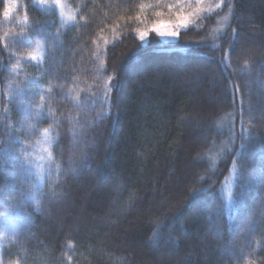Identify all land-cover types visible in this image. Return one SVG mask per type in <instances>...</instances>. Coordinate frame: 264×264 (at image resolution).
<instances>
[{"label": "trees", "instance_id": "obj_1", "mask_svg": "<svg viewBox=\"0 0 264 264\" xmlns=\"http://www.w3.org/2000/svg\"><path fill=\"white\" fill-rule=\"evenodd\" d=\"M21 4L6 23L0 0V264H264V0L225 23L203 0L174 42L152 27L196 0H67L70 26Z\"/></svg>", "mask_w": 264, "mask_h": 264}, {"label": "rangeland", "instance_id": "obj_2", "mask_svg": "<svg viewBox=\"0 0 264 264\" xmlns=\"http://www.w3.org/2000/svg\"><path fill=\"white\" fill-rule=\"evenodd\" d=\"M39 9L44 11H55L60 23L64 26H70L75 21H77L76 13L67 6V0H60V5H54L51 3V0H46L45 3H40V0H31ZM203 1V0H201ZM208 7V13L213 10H222L224 7H226V12H223L222 17H220V22L225 23L228 18L229 14V7H228V0H205ZM211 3V5L209 4ZM12 5V10L9 14V16L5 18L6 23H13L15 21H19L18 16L21 13V0H5V7L6 5ZM219 5V7H217ZM188 19V18H187ZM188 21L186 20L185 23H181L180 21L175 22V29L172 28L170 23H159L155 24L152 27V31L155 32V34L164 42H174L177 39L176 36H169L166 33L169 31H177L183 30L188 26ZM159 29V31H157ZM161 32L165 33L164 35H161ZM142 32L138 33V37H140V34ZM140 39V38H139ZM147 36L145 35V39L142 41L143 43H146ZM211 102L210 98H208V102ZM224 122H226L225 130L228 132L229 140H234V129L233 125H231V120L227 119ZM45 130L40 133L41 137L37 141L36 145L34 146L32 157L26 161H24V164L22 166L24 173L27 175L29 180L36 185L38 188H41L43 184L46 182L48 178H53L58 173V165L55 161L54 155H53V149L57 144V139L53 135V133L48 130V137L49 143H45V136H44ZM44 149H48V151H44ZM49 153L51 154V159L49 158ZM229 182L227 183L225 190L226 194L229 195ZM9 218V214L6 210H0V253H1V247H2V240L6 233L7 228V220Z\"/></svg>", "mask_w": 264, "mask_h": 264}, {"label": "snow or ice", "instance_id": "obj_3", "mask_svg": "<svg viewBox=\"0 0 264 264\" xmlns=\"http://www.w3.org/2000/svg\"><path fill=\"white\" fill-rule=\"evenodd\" d=\"M45 2H46V0H40V3H45ZM157 2H160V0H157ZM222 2H223V0H222ZM51 3L54 4V5L59 6L60 5V0H51ZM180 3H183V0H177V4H168L167 7L169 8L170 11H172L173 9H177L178 4H180ZM196 3H197V7L194 8V9H192V11L187 12L186 15H185V10L183 8H179L178 11H175L174 12V14L177 15V17H178V19H179V21L181 23H185L186 20H187V17H190L192 15H195V14H197L200 11L203 10V9H201L199 7V5L201 3V0H196ZM217 7H219V5H217ZM228 7H229V12L231 13L232 12L231 0H228ZM11 10H12V5L11 4L6 5V7H5L4 11H3V16L7 18L9 16ZM157 31H159V29H157ZM164 34L165 33L161 32V35H164ZM166 34L169 35V36H176L177 35V33L175 31H169ZM139 38H140V40L143 41L145 39V33L142 32L140 34V37ZM32 59L35 60L36 57L33 56ZM44 136L46 138L45 139V143H49V140L47 139V137H48V130H45ZM21 151L22 152L23 151H26V149H23L22 148ZM44 151L47 152L48 149H44ZM49 158L51 159V154L50 153H49Z\"/></svg>", "mask_w": 264, "mask_h": 264}]
</instances>
